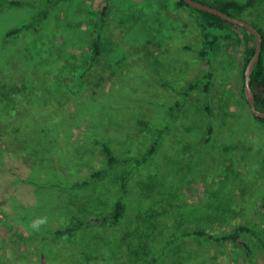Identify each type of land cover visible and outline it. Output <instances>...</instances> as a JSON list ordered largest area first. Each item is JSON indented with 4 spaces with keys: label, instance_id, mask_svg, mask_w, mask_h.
<instances>
[{
    "label": "rangeland",
    "instance_id": "374dc122",
    "mask_svg": "<svg viewBox=\"0 0 264 264\" xmlns=\"http://www.w3.org/2000/svg\"><path fill=\"white\" fill-rule=\"evenodd\" d=\"M18 1L0 8V78L62 119L51 130L57 151L35 162L0 142V264H245L240 250L195 234L241 225L257 233L246 236L249 264H264V123L243 93L244 46L222 44L210 94L194 90L176 107V90L208 69L197 12L178 8V0ZM104 6L95 64L90 47ZM45 11L38 32L6 39ZM240 19L264 30V0ZM160 130L157 152L137 166ZM101 141L113 149L114 165ZM121 196V223L56 234L108 213Z\"/></svg>",
    "mask_w": 264,
    "mask_h": 264
},
{
    "label": "trees",
    "instance_id": "16d2710c",
    "mask_svg": "<svg viewBox=\"0 0 264 264\" xmlns=\"http://www.w3.org/2000/svg\"><path fill=\"white\" fill-rule=\"evenodd\" d=\"M47 1L50 3L55 1L57 3L66 0ZM261 1L262 0H249L247 2H241L239 0H204L203 2H200L208 4L233 17L240 18V16L249 7L254 6ZM20 4H22V2L18 0H0V8L5 5ZM176 6L178 8L189 7L193 11L197 12L201 17L204 45L199 51V56L208 65L207 71L201 77L191 82L185 89L181 91L176 90L180 96L176 107L180 106L183 103V100L194 90L200 89L206 95L210 94L213 79L215 77V55H217V51L222 44H232L237 47L244 46L243 78L245 83L246 69L256 52L257 41L255 35L247 28L224 20L213 13L192 8L185 2V0H178L176 2ZM107 14L108 6H104L100 15L101 17L93 29L94 39L90 49L92 52V61L95 64L100 62L103 54V29L107 20ZM48 15L49 12L45 11L43 16L33 18L29 22L11 29L8 31L6 39H11L28 30L38 32L40 30V26ZM256 28L262 33L263 48L260 60L257 62L253 70L252 91L256 98L257 108L264 112V30L259 27ZM25 90L27 89L24 86H9L7 82L0 78V142L4 139L5 144H14V146H17L23 151V154L26 155V157L30 158V162H35L34 159L39 157L41 158V155L54 152V149L57 151V139H54L51 130L58 127L56 122L59 119H62V114L59 113L58 109L48 111L39 105H34L32 102L28 101V96L23 94ZM243 93L244 96H246L245 86ZM206 110L209 115H212V109L209 104L206 106ZM253 116L258 121L264 123V118H259L254 114ZM209 132L210 135L207 138V141H211V135L213 133L212 124L210 125ZM163 133L164 130H160L158 137L149 146L148 151L145 152L141 158L134 160L137 166L147 164L152 159L160 146ZM99 144L102 146L104 154L108 158L110 165H114L118 162L113 149L108 143L101 141ZM0 147L2 148L1 143ZM2 155L3 153L1 151L0 157ZM101 175L102 173L98 172L93 176L100 177ZM130 176V173L127 172L120 177V190L122 194H125L128 190ZM126 214V203L123 200V196H121L113 204L111 211L108 213H98L96 214V217H91L90 220L86 222L78 221L75 226L64 227L63 229L57 231L56 234L71 235L74 231L87 223H112L117 225L121 223ZM195 234L201 237H207L209 240L218 244L228 245L233 249L240 250L245 254V264H249L248 261L251 259L252 249L246 236L252 235V237H256L255 235L257 233L251 227L241 225L226 232L218 233L213 230H200L196 231ZM261 246L264 248V241L261 242Z\"/></svg>",
    "mask_w": 264,
    "mask_h": 264
},
{
    "label": "water",
    "instance_id": "95a60500",
    "mask_svg": "<svg viewBox=\"0 0 264 264\" xmlns=\"http://www.w3.org/2000/svg\"><path fill=\"white\" fill-rule=\"evenodd\" d=\"M185 2L192 8L195 9H199V10H203V11H207L210 13H213L219 17H221L224 20H227L231 23L243 26L245 28H247L252 34L255 35L256 37V52L253 56V58L251 59L247 69H246V73H245V95L246 98L250 104L251 107V111L253 112V114L259 118H264V112L260 111L257 106H256V98L255 95L252 91V74H253V70L255 68V65L257 64V62L260 60L261 54H262V48H263V36L262 33L252 24L240 19V18H236L233 17L227 13H224L208 4L202 3L200 1L197 0H185Z\"/></svg>",
    "mask_w": 264,
    "mask_h": 264
},
{
    "label": "clouds",
    "instance_id": "9594fccd",
    "mask_svg": "<svg viewBox=\"0 0 264 264\" xmlns=\"http://www.w3.org/2000/svg\"><path fill=\"white\" fill-rule=\"evenodd\" d=\"M46 223H47V218L46 217L38 218V219L32 221L31 228L33 230H39V228L41 226H43L44 224H46Z\"/></svg>",
    "mask_w": 264,
    "mask_h": 264
}]
</instances>
